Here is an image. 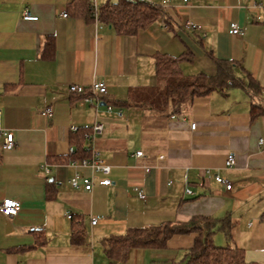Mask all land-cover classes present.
Returning <instances> with one entry per match:
<instances>
[{
	"label": "crops",
	"instance_id": "crops-1",
	"mask_svg": "<svg viewBox=\"0 0 264 264\" xmlns=\"http://www.w3.org/2000/svg\"><path fill=\"white\" fill-rule=\"evenodd\" d=\"M73 1L0 0V130L12 131L15 140L11 150L0 149V203H19L16 215H0V264H108L101 243L109 236L227 215L234 222L231 245L244 250L246 261L264 264V114L251 119L249 96L240 89L234 90L244 97L213 93L170 117L118 104L131 89L161 88L156 55L187 50L193 60L180 63L185 75H213L212 57L235 63L238 77L248 73L264 89V0H169L164 6L143 0L159 5L162 15L132 36L74 16ZM108 1L117 0H94L97 6ZM25 10L36 20H24ZM230 23L242 35H230ZM97 81L107 91L98 106L68 90ZM46 107L49 119L42 115ZM94 123L103 129L90 146L111 167L110 184L98 185L102 177L81 168L94 186L74 189L68 183L74 170L58 161L75 149L71 128ZM228 154L235 165L224 169ZM206 170L228 179L231 190L207 179ZM66 213L81 218L84 244L70 243ZM92 217H98L95 225ZM194 238L175 235L162 249L132 250L126 264H183Z\"/></svg>",
	"mask_w": 264,
	"mask_h": 264
},
{
	"label": "trees",
	"instance_id": "trees-1",
	"mask_svg": "<svg viewBox=\"0 0 264 264\" xmlns=\"http://www.w3.org/2000/svg\"><path fill=\"white\" fill-rule=\"evenodd\" d=\"M69 8L74 16L110 26L121 36L135 35L162 15L159 5L140 0L108 1L98 6L94 0H74ZM211 59L215 66L213 75H185L180 69V63L193 60L191 51L187 50L179 56L156 55L155 76L160 81L161 88L131 89L126 99L118 104L120 107H146L154 115L170 117L179 115L183 106L195 98L213 93L227 96L231 90L240 89L251 100V119L264 114V89L258 82L248 73H244L245 78L238 77V65L233 62ZM89 94L85 93L81 97ZM89 131L90 128H78L73 132L74 153H68L59 163L91 158L90 142L84 137ZM51 189L53 185L48 184V195ZM71 222L70 243L84 244L86 232L81 218L72 216ZM233 227L234 222L229 215L222 218L193 216L186 222H163L156 226L129 228L122 235L109 236L101 244L108 264H126L132 250L162 249L175 235L195 234L193 245L186 251L183 264H256L245 260L242 248L231 245ZM217 233L224 236L225 245L217 246L214 243Z\"/></svg>",
	"mask_w": 264,
	"mask_h": 264
},
{
	"label": "built area",
	"instance_id": "built-area-1",
	"mask_svg": "<svg viewBox=\"0 0 264 264\" xmlns=\"http://www.w3.org/2000/svg\"><path fill=\"white\" fill-rule=\"evenodd\" d=\"M132 1V0H129ZM143 1V0H140ZM184 3H186L188 0H181ZM169 2V0H162L161 6L166 5ZM62 17H67V13H63ZM22 18L24 20H36V17L32 16L27 10L23 11L22 13ZM186 25L189 28H195L194 25L191 23L187 22ZM228 33L232 36H240L242 35V30L240 26L237 23H230L229 28H228ZM68 90L72 94L76 95H81L83 96L86 91H89L88 96H84L83 99L84 101L88 102H94L95 106H98L101 99L100 97L104 96L106 94V85L103 82H94L90 85V87L85 88L80 85H74L71 84L68 86ZM107 110L110 111L111 107L107 106ZM42 115L49 119L52 116V110L49 107H46L42 111ZM195 125L192 124L191 128H194ZM103 126L101 123H94L93 126L90 128V131L86 134H84V137L86 141L90 142L93 140L95 136H99L102 132ZM72 132L77 131V128H71ZM0 136H1V142H0V149L4 151H9L14 147L15 140H14V135L12 131L8 130H0ZM86 148H89L88 146ZM91 149V147H90ZM92 151V149H91ZM69 154L74 153L73 148H69L68 150ZM134 156L141 161H145V156L142 151H136ZM68 167L72 168L74 170L73 176L69 179L68 183L69 185L74 188H82L85 191H90L93 186H94V179L92 176H84L79 173V170L81 168L88 169L94 174H99L102 179L98 181V185L100 186H108L110 184V181L108 179V176L111 171V167L96 154L95 152H92V156L90 159H76L70 161L68 164ZM235 165V158L233 154H228L225 158L224 161V169H231ZM143 169L145 172H149V167L146 165H143ZM42 171L45 175L49 173V168L48 165L45 164L42 166ZM205 177L207 179H212L215 183L224 186L226 191H230L232 188L231 183L226 179L224 176H221L217 173H212L211 170H206L205 171ZM134 191L138 198L140 200L145 199V195L142 189H139L137 187L134 188ZM185 194L192 195V192L189 189L185 190ZM19 210V203L15 200L12 199H4L0 203V215L4 217H11L17 214ZM66 219L71 220L72 214L71 213H66L65 215ZM98 220V217H92L90 220L91 225H95Z\"/></svg>",
	"mask_w": 264,
	"mask_h": 264
},
{
	"label": "rangeland",
	"instance_id": "rangeland-1",
	"mask_svg": "<svg viewBox=\"0 0 264 264\" xmlns=\"http://www.w3.org/2000/svg\"><path fill=\"white\" fill-rule=\"evenodd\" d=\"M234 91H236V92H234ZM233 92H234V93H238V94L243 95L242 97L245 96V94L242 93V92H240V91L233 90L231 93H233ZM218 237H220V238H219L220 240L217 241V239L214 238V243H215L217 246H223V245H225L226 241H225V239L223 238V236L219 234ZM158 260H159V259H157L155 262H153V264H168L167 262H162V261H160V260L158 261Z\"/></svg>",
	"mask_w": 264,
	"mask_h": 264
}]
</instances>
